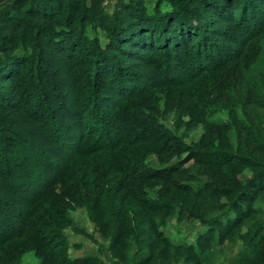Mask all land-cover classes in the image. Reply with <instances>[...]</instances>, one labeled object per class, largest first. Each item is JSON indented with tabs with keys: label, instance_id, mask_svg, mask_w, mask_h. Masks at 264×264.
I'll list each match as a JSON object with an SVG mask.
<instances>
[{
	"label": "rangeland",
	"instance_id": "1",
	"mask_svg": "<svg viewBox=\"0 0 264 264\" xmlns=\"http://www.w3.org/2000/svg\"><path fill=\"white\" fill-rule=\"evenodd\" d=\"M15 1L0 0V16L6 5L16 6L9 11L11 19L6 18L5 12L0 17V67L8 61L7 54L12 53L24 56L27 63L17 84L0 78V91L1 96L17 97L14 109L28 110L17 116L0 109V136L9 134L10 139L4 140L14 149L20 140L15 135L11 137L12 130L25 132L35 142L30 143L32 146L21 143L29 154L15 153L14 149H7L8 144L0 145L5 157L10 158L9 166H5L0 154V172L6 175L2 183L9 187L14 178L27 176L29 166L39 167L44 176H54L57 171L47 157L62 163L72 153L66 144L69 138L57 141L30 111H34L40 90L52 89L61 81V99L48 100L53 106L64 103V110L59 111L60 121L70 124L75 135L81 127L86 133L95 134L89 142L93 143L91 153L86 146L85 154L74 155L68 172L53 186L48 196L52 207L46 208L44 202L36 207L51 215L47 230H61V248L39 254L41 250L34 242L13 237L0 244V264H264V241L252 244L250 240L252 235L264 233V24L251 33L242 30L243 0H235L230 14H218L204 0H181L188 7L197 8L196 21L204 24L215 44L214 51H218L195 73V65L187 67L188 54L179 58L168 57L163 50L136 51L134 56L114 52L110 31L99 30L97 36L94 32L93 25L100 23V18L87 23L88 39L79 41L77 48L69 49L64 44L68 56L64 58L58 43H46L42 38L48 34L53 38L59 17H32L30 0ZM90 1L87 0L88 7ZM98 1L112 17L117 9L123 10V4L118 5L121 0ZM157 1L147 0L151 12ZM59 3H64L65 11L72 10L68 0ZM172 4L163 0L160 11L172 10ZM84 7L85 4L82 13ZM32 9L42 13L49 8L32 5ZM59 9L56 7L53 13ZM13 16L27 25L28 41L34 42L35 30H40L38 44H11L14 31L10 23L17 21L12 20ZM248 16L257 15L251 12ZM94 37L98 38L97 43ZM156 38L161 44V35ZM97 46L115 53L113 58H103L111 61L114 74L104 76L98 52L94 56ZM119 66L123 68L120 70ZM75 83L79 86L76 91L72 89ZM23 88L35 94L32 103L21 101L18 91ZM111 88L115 95L108 100ZM93 89L98 90L96 97L89 94ZM137 106L181 139L185 149L169 151L167 136L134 117L133 108ZM93 108H101L105 115L98 113L93 118ZM131 134H135V142L127 139ZM72 140L75 144L77 139ZM104 142L111 146L102 147ZM57 149L61 153L56 156ZM22 158L26 163L16 166ZM138 161L149 170L170 169L171 175L169 179L135 176L129 180L125 171ZM132 184L140 186L162 207L150 208L127 187ZM9 198L0 190V207L6 205L13 216L14 210L24 208L26 199H18L14 205V199ZM57 206L65 210L61 219L54 214ZM212 230V241L198 243L199 237ZM193 245L202 249L204 259L196 257ZM242 254L251 255L242 263L236 262Z\"/></svg>",
	"mask_w": 264,
	"mask_h": 264
},
{
	"label": "trees",
	"instance_id": "2",
	"mask_svg": "<svg viewBox=\"0 0 264 264\" xmlns=\"http://www.w3.org/2000/svg\"><path fill=\"white\" fill-rule=\"evenodd\" d=\"M17 1V0H16ZM15 1V3H16ZM19 1V0H18ZM21 1V0H20ZM19 1V2H20ZM23 1V0H22ZM173 2V8L172 10H168L165 12H161V5L162 1H157L155 6V11L151 12L150 8L147 6V0H129L128 2L125 0L118 1V5H123V10L118 12L115 11V16H111L106 14L104 6H100V2L98 0H91L90 6L87 5V0H68V4H72L71 7L72 10L64 8V3L60 5L59 0H30V8L29 11H31L32 14L30 16L39 18V19H56V17H59L60 22L57 26L56 30L54 31L53 38H50V35L48 34L45 37H42L46 43L51 44L56 42L58 43L60 55L64 56V58L68 57L66 55V48L64 44L69 45V49L77 48L76 46L79 43V41H85L88 38L86 35L88 34L87 30V23L100 18V23L97 22L93 25L94 32L96 33V36L98 35V31H110L108 32L111 37H113V40L115 41V45L111 46L115 51H123V52H129V55L134 56L136 51L141 52H147L152 51L155 52L157 50H163L166 52V54L171 56L175 55L179 58H183L184 55H189V60L187 61L185 58L187 67H191L192 65H195L194 73L199 72L201 68L205 67L206 61L211 57L217 55L218 51H214L215 44L212 41V38L207 34V30L203 27L204 24L202 22H197L195 18L199 17L198 12L195 10L197 9L195 7H188L187 4L183 3L181 0H170ZM206 1V2H205ZM205 3H208L212 5L211 7H215L214 10L222 13L228 12L231 13L232 5H235V0H225V3L223 4L220 0H204ZM243 8L241 9L240 15V25L243 28L242 30L245 32L251 33L250 31L253 29L257 30V26H259L261 23L264 24V0H243L242 1ZM21 3V2H20ZM25 3V2H24ZM28 3V1L26 2ZM85 4V11L82 13V8ZM32 5H36V7L41 8H49L48 12L42 10V13H37L32 9ZM63 5V6H62ZM62 6V7H61ZM15 4H8L5 6V8H2L1 16L2 17L4 12L8 17V19H11L12 13L10 14L9 11H13L15 9ZM56 7H59V11L56 12V14L53 13V11L56 9ZM23 7H21V10ZM53 9V10H52ZM221 9V11H220ZM65 11V12H64ZM253 12L256 17L254 16H248L250 13ZM11 15V16H10ZM48 15H51V18L48 17ZM249 17V18H248ZM17 20L15 24L13 22L10 23V28H12L13 32V39L11 40V44L14 42H20V44H28L32 43L31 45L38 44L39 41L36 39L38 37L40 30H35V41L30 42L29 36H27V33L29 34V31H26L28 29L27 25L22 24V20H18L17 17H12V20ZM116 19V20H115ZM18 22L20 23L18 25ZM246 23V24H245ZM107 25L109 27H107ZM107 27V28H106ZM31 30V28H29ZM19 30L21 31V34H18ZM204 32L201 34V32ZM32 33V32H31ZM20 35V38H17ZM158 35V36H157ZM161 35L163 41L158 42L156 37H159ZM207 35V36H206ZM95 36V35H94ZM249 36V35H248ZM5 37V36H3ZM49 37V38H48ZM33 39V38H32ZM95 43L98 42V38L94 37ZM20 40V41H18ZM68 40V42H66ZM41 41V40H40ZM43 41V42H44ZM197 42V44H196ZM4 45V44H2ZM37 47V45H36ZM98 47V46H97ZM192 47V48H191ZM38 48V47H37ZM191 48V49H190ZM68 49V50H69ZM129 50V51H128ZM189 50H192L191 52ZM218 50V49H217ZM131 51V52H130ZM69 52V51H68ZM98 52V56L101 59L103 74L106 76L108 73H111L112 66L111 61L109 59L103 60V58H113L112 54H115L114 52H107L103 51L100 47L96 48L94 51L95 53ZM189 52V53H188ZM71 54V53H70ZM9 56L8 61H4L3 67H0L1 69V75L0 78L2 81H11L15 84L18 83L19 77L21 76V73L23 71V65L24 63H27V60L24 56H20L18 54L13 55L7 54ZM66 56V57H65ZM191 56V57H190ZM205 57V58H204ZM7 58V57H6ZM133 57H131L130 60H132ZM168 66V64H167ZM120 70L123 67H120ZM168 68V67H167ZM198 68V69H196ZM202 70V69H201ZM121 72V71H120ZM114 74V71L111 73ZM80 79V77H79ZM27 81V80H26ZM59 82V80H58ZM56 82V83H58ZM60 81L59 84H54L52 89L48 88L45 89L42 88L44 91L40 90V95L36 99L35 94L33 93L31 95V92L28 89H20L18 91V96L23 97L21 101H27L31 102V99H35V106L33 108L34 111L30 110L32 114H34V117L38 118L42 125H45V128L47 132L55 138L57 141H62L63 139L69 138L70 142L66 141L67 146H70V150L72 153H70L67 157V159H64L61 162H58L54 159V157H47V161L50 159L52 160L53 167L56 169V174L54 176H44L42 173L38 171L39 167L34 168V166H29L28 168V174L27 176L21 174L18 178H14V180L11 181L9 187H5L2 183V180L6 179V175L4 173L0 172V190H4V192L10 197L9 199H14V205L17 203V200H24L26 199V202H24V208L20 209L19 212L15 211V215H11L10 212L7 209V206L4 205L3 207H0V244L7 243L10 239L18 238V239H27L29 241L34 242L38 246V250H41L38 252L39 254H46L47 252L51 251V249H54V247L61 248L62 240L61 236V230H57L55 228H51L52 230H47L45 227H49L48 224L50 223L47 218H50L44 211L41 212L40 209L36 208L37 204L43 203L46 208L52 207L51 206V191H53V186L60 181V179L68 172L69 167L71 166V160L73 159L74 155L76 156H82L86 153V146L88 149V152L93 150V143H89L95 134L94 131H91L89 133H86L84 131V128L81 127L75 135L73 132L76 131L73 129L70 124L66 126L64 125L63 121H60L59 115L62 114L65 106L64 103H57L55 106L51 105L52 101L49 98L55 97V99L60 100L61 99V90L63 89V86ZM78 84V83H77ZM76 83L73 85L72 89L74 91L79 88V86ZM1 87L2 84H0ZM51 89V90H50ZM73 90H68V93H71ZM98 90L93 89L89 92L90 96H95L97 94ZM3 92L0 91V109L4 111V113H10L15 115H21L20 113H23L24 111L20 109H14L12 106L17 105V97L15 95H10L9 98L5 96H1ZM107 94V93H106ZM113 95H115L114 90L111 88L108 90V96H106V99H113ZM15 97V98H14ZM106 101V100H105ZM51 102V104H50ZM32 103V102H31ZM37 105V107H36ZM97 106L96 104H94ZM53 106V107H52ZM101 107V104L99 105ZM103 108V106L101 107ZM98 109L96 111V108L91 109L90 113L93 115V118L96 117V114L99 113V115L104 116L105 114H102L100 111L102 109ZM93 110V111H92ZM23 111V112H22ZM38 111V112H36ZM7 115V114H5ZM133 115L138 119L140 122L144 123L147 127H154L155 129H158L160 132H162L165 136H167V149L169 151H177V150H184L185 144L183 141L170 133V131L164 127L163 124L158 122L153 116H151L149 113H147L144 109L140 107H134L133 108ZM22 116V115H21ZM101 116V117H102ZM74 118V116H73ZM88 120V119H87ZM89 123V121H87ZM63 127V129H61ZM44 128V127H43ZM23 133V132H22ZM18 133L16 130H12V135H15V139L20 140L19 143L16 144V149L13 146H9L11 144H8L6 142L10 137L9 134L6 136H0V145L1 144H8L7 149H14L15 153L17 152H23L25 154H29L30 151L28 149L22 148L21 143H32L35 141L29 140L28 137L25 136V132ZM94 133V134H93ZM66 137V138H65ZM135 134H131L127 139L130 142H135ZM76 138L75 144H73L72 139ZM10 139V138H9ZM27 139V140H26ZM13 139H11L12 142ZM64 144V142H62ZM65 144V145H66ZM32 146V144H30ZM102 147L107 148L110 147L111 144L109 142L102 143ZM64 148V147H63ZM1 149V148H0ZM46 149V148H45ZM55 155H59L61 153V150L57 149L55 150ZM85 152V153H83ZM0 154H2V163L5 164V166H9L10 158L5 157L3 152L0 150ZM53 155V154H52ZM72 155V157H70ZM1 160V159H0ZM16 163V166H22L26 163L24 159H19ZM28 161V160H27ZM34 161V160H33ZM39 162V160H36V164ZM51 162V163H52ZM7 163V164H6ZM49 164V162H48ZM46 162V165L49 166ZM15 167V165H14ZM33 167V168H31ZM170 169H160V170H149L143 167V163L138 161L134 165L130 166L126 169L125 172L128 174L129 180L132 179V177L138 176L141 178H154L159 177L160 179H169L171 175ZM46 182H48L46 184ZM129 189H131V192L135 195L137 198H140L144 202L147 203V205L150 208H157L162 207L156 204L154 200H152L148 194L138 185H127ZM49 198V199H48ZM48 199V200H46ZM42 204V205H43ZM184 207H182V210ZM65 210L56 207L54 208V214L58 218L61 219L63 217ZM18 213V214H17ZM53 213V212H52ZM9 214V215H8ZM17 214V215H16ZM183 216H180V219ZM217 224H220L224 226V224L220 222H215ZM55 229V230H54ZM53 240H49L52 237ZM214 236V230L209 231L206 236H202L198 238V243L200 242H206L208 240L213 239ZM253 238L252 244H255L259 241H264V233H261L258 237H255V235H252ZM51 237V238H50ZM55 240H59L55 242ZM248 240V241H250ZM163 241L166 242V239L163 238ZM255 241V242H254ZM258 244V243H257ZM204 244H201V248L204 249ZM197 245H193L191 249L195 252V255L198 259H204V254H202V249H196ZM198 247V246H197ZM248 255L251 254H242L238 257L236 262H244L248 260ZM90 259H88V262ZM82 262H85L83 260Z\"/></svg>",
	"mask_w": 264,
	"mask_h": 264
}]
</instances>
